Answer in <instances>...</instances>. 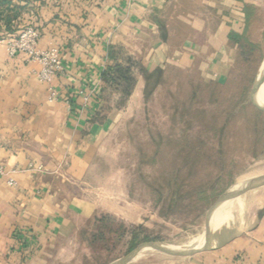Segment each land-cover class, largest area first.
Wrapping results in <instances>:
<instances>
[{
  "label": "crops",
  "instance_id": "obj_1",
  "mask_svg": "<svg viewBox=\"0 0 264 264\" xmlns=\"http://www.w3.org/2000/svg\"><path fill=\"white\" fill-rule=\"evenodd\" d=\"M19 4L17 29L33 26L38 48L56 49L62 71L51 84L57 98L49 101L37 79L39 65L21 54L8 57L0 44V164L15 182L0 179V264H60L80 226L100 211L122 214L101 200V185L90 177L103 145L144 110V81L136 73L134 90L119 106L120 96L101 79L111 65L108 48L148 71L194 66L205 82L222 85L237 56L229 34L248 31L246 12L264 14V0ZM181 30L194 36L185 38ZM30 164L41 171H30ZM259 209L221 231L214 249L172 264H264V206Z\"/></svg>",
  "mask_w": 264,
  "mask_h": 264
},
{
  "label": "rangeland",
  "instance_id": "obj_2",
  "mask_svg": "<svg viewBox=\"0 0 264 264\" xmlns=\"http://www.w3.org/2000/svg\"><path fill=\"white\" fill-rule=\"evenodd\" d=\"M191 33L179 31L185 38ZM246 37L258 47L253 63L234 62L222 85H205L194 66L163 69L146 110L103 145L90 177L101 185V200L122 214L100 211L98 222L80 226L60 264H114L154 244L192 246L202 239V246H213L240 215L263 211L264 186L242 194L240 209L233 210V198L215 208L237 183L264 176V113L254 88L264 59V14L252 17ZM260 97L264 105L262 81ZM183 257L148 251L128 264H172Z\"/></svg>",
  "mask_w": 264,
  "mask_h": 264
},
{
  "label": "trees",
  "instance_id": "obj_3",
  "mask_svg": "<svg viewBox=\"0 0 264 264\" xmlns=\"http://www.w3.org/2000/svg\"><path fill=\"white\" fill-rule=\"evenodd\" d=\"M22 9L19 0H0V38L12 37L11 34L16 32L17 34L15 36H17L18 33L25 28L17 29ZM254 16V14L246 12V26H249ZM246 32L247 30H244L241 34L231 32L229 34V41L237 47L235 64L239 63L249 67V65L253 63L258 47L248 41ZM108 58L111 61V65L103 71L101 79L109 88L120 96L118 105H124L130 97L136 85L135 74L139 73L144 81L143 98L145 106L150 95L157 87L159 79L162 77L163 70L155 69L153 71H148L142 67L139 62L130 57L122 56L119 48H108ZM249 77V75H244V77H242L243 81H245L246 84L248 83L247 86L250 84ZM204 84L219 85L212 82H204ZM145 110L144 108V111ZM93 221L95 223L98 222V217L94 218ZM136 235L137 233L131 237L129 242V250L131 251L136 247L134 244Z\"/></svg>",
  "mask_w": 264,
  "mask_h": 264
},
{
  "label": "built area",
  "instance_id": "obj_4",
  "mask_svg": "<svg viewBox=\"0 0 264 264\" xmlns=\"http://www.w3.org/2000/svg\"><path fill=\"white\" fill-rule=\"evenodd\" d=\"M38 31L33 26H27L21 30L17 36L1 38L0 44L5 45L7 55L10 58L21 54L25 56L29 62H35L39 65L40 70L37 73V79L40 83L47 86L48 100L54 101L57 93L51 84L56 73L62 71L61 59L58 51L54 48L39 49L38 48ZM30 171H41V166L30 164ZM10 173L2 164H0V179H4L8 186H14L15 182L10 177Z\"/></svg>",
  "mask_w": 264,
  "mask_h": 264
},
{
  "label": "water",
  "instance_id": "obj_5",
  "mask_svg": "<svg viewBox=\"0 0 264 264\" xmlns=\"http://www.w3.org/2000/svg\"><path fill=\"white\" fill-rule=\"evenodd\" d=\"M263 66H264V59L261 62L259 71H258L257 76H256V81H255V86H254L256 93L259 90L260 84L262 81V67ZM260 108L264 113V107L260 106ZM262 186H264V176L260 177V178H256V179L248 182L243 188H241L238 191L225 192L224 194H222L217 199V201L215 203V208H217V206L224 201L230 200L236 196L242 195L248 191L255 190V189L260 188ZM212 249H214L213 246H201L200 248H186L183 246H172V245H164V244L147 245V246H143V247L133 251L132 253H130L129 255H127L125 257H122L121 259L117 260L114 264H128L140 252H142L144 254L145 252H148V251L171 250V251L175 252L176 254H183L186 256H190V255L198 254L201 252L210 251Z\"/></svg>",
  "mask_w": 264,
  "mask_h": 264
},
{
  "label": "bare ground",
  "instance_id": "obj_6",
  "mask_svg": "<svg viewBox=\"0 0 264 264\" xmlns=\"http://www.w3.org/2000/svg\"><path fill=\"white\" fill-rule=\"evenodd\" d=\"M262 88H264V72H263V76H262ZM257 97H258V100H259V102H260V104H261V106L262 107H264V105H263V103H262V100H261V97H260V88H259V90L257 91ZM262 168H264V167H262ZM261 174V173H260ZM264 174V173H263ZM259 175V174H258ZM254 179H256V177H254V176H252V177H249V178H246V179H244L243 181H241V182H239V183H237L234 187H232L231 188V190H230V192H234V191H238V190H240L241 188H243L248 182H250V181H252V180H254ZM240 197H241V195H239V196H236V197H234L233 198V210L234 209H240ZM218 207V206H217ZM237 213V212H236ZM240 218H241V215H240ZM219 229H221L220 227H219ZM216 230V229H215ZM214 230H211V232H213ZM208 235V234H207ZM206 235V236H207ZM207 242V241H206ZM201 243H202V239L201 240H199V243H197V244H195V245H192V246H183V247H186V248H200L202 245H201ZM204 244H206L205 242H204ZM208 245V244H207ZM212 245H214V244H212ZM141 254H139L138 253V255L134 258V260H132V261H136V260H138L142 255H143V253L142 252H140ZM147 254V253H146ZM147 256V255H146ZM141 259H143V258H141ZM140 259V260H141Z\"/></svg>",
  "mask_w": 264,
  "mask_h": 264
}]
</instances>
